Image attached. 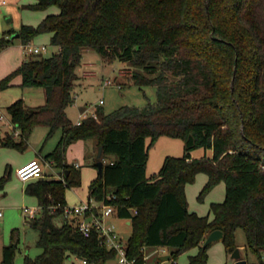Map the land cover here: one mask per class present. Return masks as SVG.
<instances>
[{"label":"trees","instance_id":"16d2710c","mask_svg":"<svg viewBox=\"0 0 264 264\" xmlns=\"http://www.w3.org/2000/svg\"><path fill=\"white\" fill-rule=\"evenodd\" d=\"M25 6L48 13L38 24L23 23L0 36V52L12 43L14 33L29 44L49 32L59 50L31 57L0 79L3 89L20 74L22 86H41L46 93L44 104L28 106L18 98L9 106L19 139L8 133L2 144L24 150L36 127L47 126V138L62 129L45 159L63 168V176L45 175L25 185L42 207L30 220L39 230L42 250L35 257L26 255L24 264H64L72 254L89 263L117 257V250L102 244L96 231L85 236L64 216L67 188L81 184V172L67 162L66 153L72 143L88 138L96 139L98 160L113 156L104 162L103 174L91 181L89 198L114 204L120 218L131 220L126 249L134 264H146V246L167 247L172 264H208L207 234L222 229L226 249L233 252L239 227L245 231L246 247L262 261L264 0H36ZM53 6L57 12L51 11ZM86 48L109 63L130 62L132 81L141 89L153 86L156 100L109 113L97 106L96 115L73 122L67 108L74 102L77 68ZM162 135L182 138L184 153L168 155L149 178L148 149ZM197 148L213 153L194 157ZM200 172L208 176L200 200L225 183L224 200L211 203L213 218L189 208L186 186ZM10 173L8 167L0 176V188ZM18 234L14 229L0 264H14ZM195 247L198 251L188 262L175 260Z\"/></svg>","mask_w":264,"mask_h":264},{"label":"rangeland","instance_id":"374dc122","mask_svg":"<svg viewBox=\"0 0 264 264\" xmlns=\"http://www.w3.org/2000/svg\"><path fill=\"white\" fill-rule=\"evenodd\" d=\"M5 12L2 13L0 26H5L4 31L0 30L3 35L10 30L17 31L20 23H36L37 17H31L36 11L27 8L25 5L34 3L36 0H5ZM2 10V9H1ZM52 12H57L58 7L53 6ZM38 14V13H37ZM36 14V15H37ZM40 15V14H38ZM12 17L10 21L8 17ZM36 18V19H35ZM17 25V26H16ZM46 45L47 49L39 53H33L36 58L49 56L58 52L59 47L51 43L47 32L39 34L31 42V46ZM30 47V46H29ZM18 47L13 48L9 54L4 53L0 56V74L7 70L8 66L14 64L19 55ZM134 67L130 62L114 61L106 62L103 57L93 48H86L83 52L81 65L77 68L80 79L74 89V102L67 108V114L73 122H76L81 113L85 117L89 116L97 106H102L106 113L112 112L123 105H136L143 107L149 100H156V89L153 86H146L143 89L134 83L131 74ZM20 74L15 75L10 84L0 89V176L5 174L9 167L11 169L10 177L3 188H0V208L3 210V217L0 219V260L3 256V247L13 240L14 229L18 230L19 241L17 244V254L14 264H24L26 255L35 257L41 252L42 248L38 246L39 230L30 225L31 215L22 212L24 206H38L36 196L25 192V182L17 175V164L20 161H27L31 158H37L45 163L48 178H56L59 167L51 160H45L46 155L53 150L58 142L62 129H58L54 135L47 138L49 128L47 126L37 127L29 138L28 146L24 150L2 144V138L11 133L17 140L19 134L13 130L9 106L18 98H24L32 106L44 104L46 93L41 86H22L18 81ZM109 84H105V81ZM5 135V136H4ZM151 139L147 138L150 144ZM86 145L82 149V146ZM149 158L147 164V176L153 178L161 169L165 158L170 156H181L184 153V140L180 137L160 136L148 149ZM211 149L197 148L194 150V157L210 156ZM71 156L75 161L82 164L79 168L81 174V184L67 188L66 197L69 206L78 205L89 197V185L93 176L97 175L98 146L96 139H87L82 143H77L71 149ZM112 155L106 154L102 157L103 162L111 160ZM61 175L63 172L61 170ZM95 174V175H94ZM206 173L200 172L192 183H188L187 197L189 208L206 215L210 211L212 202L224 200L225 183L222 181L216 185L203 200L199 199V194L206 183ZM42 213V212H41ZM212 214V213H210ZM61 220V219H59ZM106 223L114 224L117 231L127 241L131 235L132 229L125 219L120 218L117 214L106 219ZM237 248L240 249L242 258L247 260L248 264H264V251L262 252V261L250 249L246 247L247 239L243 228L235 230ZM169 251V249H167ZM167 251V252H168ZM190 253H194V248L180 254L175 260L184 263L188 260ZM232 253L226 249L222 239L214 241L209 247L208 264H234L235 259ZM167 254L159 250V246H146L144 248V257L146 264H172V260L160 261L159 257ZM64 264H85L83 259L72 254L65 260ZM94 264H120L118 258L107 260L105 263L98 262Z\"/></svg>","mask_w":264,"mask_h":264},{"label":"built area","instance_id":"2783aa9c","mask_svg":"<svg viewBox=\"0 0 264 264\" xmlns=\"http://www.w3.org/2000/svg\"><path fill=\"white\" fill-rule=\"evenodd\" d=\"M26 47L31 53H39L47 49L46 45ZM105 84H109V81H105ZM92 115L96 114L93 113ZM0 118H3V115ZM81 120L77 123H80ZM17 175L23 182L44 177L46 175L44 163L37 158L31 159L17 168ZM108 197L114 198L115 194H109ZM22 212L31 215V217H36L41 214L42 207L40 205L34 207L24 206ZM134 212H136V209H134ZM115 214H117V209L114 204L98 201L93 197L82 201L78 205H67L64 209L65 218L75 225L77 231L85 236H90L93 231H96L100 235L102 244L117 250V258L120 264H134L135 259H130L127 255V241L117 231L114 224L106 223V219ZM2 217L3 210L0 208V219ZM159 250L165 252L166 247L160 246ZM83 263L88 264L89 262L83 259Z\"/></svg>","mask_w":264,"mask_h":264},{"label":"crops","instance_id":"0c3cea01","mask_svg":"<svg viewBox=\"0 0 264 264\" xmlns=\"http://www.w3.org/2000/svg\"><path fill=\"white\" fill-rule=\"evenodd\" d=\"M5 0H0V19H1V17H2V13L3 12H5V6H4V4H5ZM2 9V10H1ZM34 11H36V13H32L31 14V17H37V24L47 15V13H48V11H45V10H34ZM40 14V15H38V14ZM37 14V15H36ZM12 19V17H8L7 18V20L8 21H10ZM36 19V18H35ZM22 24L23 23H20V24H18V26H17V29L19 30L20 29V27L22 26ZM27 24H36V23H33V22H30V23H27ZM5 26H3V25H1L0 26V30H2V31H4V29H6V28H4ZM48 34H49V38L51 37V33H49V32H47ZM0 36H2L1 34H0ZM34 39H36V37L34 38ZM33 39V40H34ZM33 40L31 41V42H33ZM31 42L29 43V44H24L23 42H22V39L20 38V37H16V38H14V40L12 41V43H10V44H8L7 46H5L3 49H2V51L0 52V56L1 55H3L4 53H6V54H9L10 52H11V50L13 49V48H16V47H18V49H16V50H19V55L17 56V60H16V62L14 63V64H11L10 66H8V68H7V70H5V72H2V74H0V79H2L3 77H5L8 73H10L11 71H13L14 69H16L23 61H25V60H28L29 58H31V57H34L33 56V53H31L30 51H29V49L26 47V46H31ZM18 81L19 82H21L22 81V76L20 75V77H18ZM23 98V97H22ZM24 99V98H23ZM25 102H26V100H25ZM26 104L28 105V106H32V105H30V104H28L27 102H26ZM93 113H95V110L94 111H92L91 112V114L90 115H92ZM1 116V115H0ZM85 117V115H84V113L82 112L81 113V116L79 117V119L75 122V123H77L79 120H81V119H83ZM3 118H4V116H3ZM0 119H2V118H0ZM12 122V121H11ZM12 124V123H11ZM13 126V125H12ZM37 128V127H36ZM35 128V129H36ZM34 129V130H35ZM18 131V133L17 134H19V130H16V132ZM34 132V131H33ZM62 135V134H61ZM61 135L59 136V139H60V137H61ZM5 136V135H4ZM3 139V138H2ZM59 139H58V141H59ZM88 139H92V138H88ZM84 140H87V139H79V140H77V141H75L74 143H72L69 147H68V150H67V153H66V160H67V162L68 163H70V164H72V165H74V166H76V167H78V168H80L81 166H82V164L81 163H79L78 161H75L73 158V156H71V149L73 148V146H75V144H77V143H82ZM57 144V143H56ZM82 146V145H81ZM86 147V145H83L82 146V149L83 148H85ZM192 155L194 156V151L192 152ZM113 158V156L111 157V159ZM32 159V158H31ZM30 159V160H31ZM45 160L46 159H44V162H45ZM27 161H29V160H27ZM26 160L25 161H20L18 164H17V167L16 168H18V167H20L22 164H24V163H26L27 162ZM47 161V160H46ZM54 163V162H53ZM77 164H78V166H77ZM44 168H45V163H44ZM59 171L61 172V170H62V172H63V168H61V167H59ZM45 170H46V168H45ZM17 171V170H16ZM60 172H58V175H57V177L56 178H61L63 175H61L60 174ZM45 173H46V175H48L47 173H48V171L46 172L45 171ZM99 174V171H98V167H97V175ZM95 175V174H94ZM96 175V176H97ZM207 175V174H206ZM96 176H93V178H92V180L96 177ZM48 177V176H47ZM207 179H208V176L206 177V181H207ZM91 180V181H92ZM26 183L27 182H25V185H26ZM187 187V186H186ZM187 191V190H186ZM225 194H226V188H225ZM89 198V197H88ZM88 198H86L85 200H87ZM224 198H225V196H224ZM85 200H82V201H85ZM223 201V200H222ZM191 210V209H190ZM193 211V210H192ZM196 211V210H195ZM196 212H198V211H196ZM199 213V212H198ZM210 213H212L211 211H209L207 214H209V216H210V218H213V213L212 214H210ZM200 214V213H199ZM206 214V215H207ZM201 215H203V214H201ZM123 219H125V221H126V223L127 224H129L130 225V227H131V229H132V225H131V220L130 219H127V218H123ZM209 234V233H208ZM207 234V235H208ZM160 247V246H159ZM168 248L166 247V251H165V253H167V254H169V251L167 250ZM168 251V252H167ZM197 251H198V248L197 247H195L194 248V253H190L189 254V256L190 255H193V254H196L197 253ZM208 252H209V250H208ZM164 255H166V254H164ZM163 256V255H162ZM161 256V257H162ZM189 256H188V260H189ZM161 257H159V260L160 261H164L163 259H161ZM170 260H172V259H170ZM188 260L186 261V262H188ZM208 261H209V259H208ZM172 262H173V260H172ZM186 262H184V263H186ZM88 264H94V263H88Z\"/></svg>","mask_w":264,"mask_h":264},{"label":"water","instance_id":"95a60500","mask_svg":"<svg viewBox=\"0 0 264 264\" xmlns=\"http://www.w3.org/2000/svg\"><path fill=\"white\" fill-rule=\"evenodd\" d=\"M19 36H20L19 33H14L12 35V38H16V37H19ZM102 150H103V147L100 146V148H99V153L100 154H101ZM97 167H98L99 174L102 175L103 174V171H104V162H103V160H98ZM223 236H224V231L222 229H214V230H212L208 234V236H207V238H206V240L204 242V246H207L208 244H210V243H212L214 241L223 239ZM16 244H18V241H17ZM232 257L235 259V263L234 264H248L247 263V260H245V259L242 258L241 251H240L239 248H236L233 251ZM161 259H163V260H170V259H172V256L169 253V254L163 255L161 257Z\"/></svg>","mask_w":264,"mask_h":264}]
</instances>
